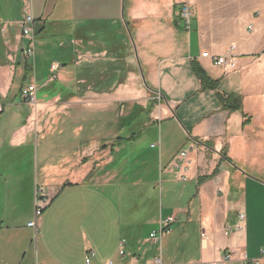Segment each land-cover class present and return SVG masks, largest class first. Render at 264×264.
<instances>
[{"label":"crops","instance_id":"1","mask_svg":"<svg viewBox=\"0 0 264 264\" xmlns=\"http://www.w3.org/2000/svg\"><path fill=\"white\" fill-rule=\"evenodd\" d=\"M262 1L215 2V13L209 15L201 4L194 9L191 0L190 28L185 29L177 14L179 0H0V116L7 104L13 108L4 119L5 130H0V170L8 162H22L25 154L30 170L27 182H0V264H85L90 250L94 252L90 264H107L109 259L115 264H152L155 257L161 264H239L243 254L260 255L264 247ZM25 9L34 18L32 60L21 53ZM233 45L232 69L201 56L202 52L223 55ZM52 51L62 63L50 59L48 73L53 70L54 79H42L40 69L38 87L34 64ZM28 64L32 70L24 82ZM195 67L216 81V88L203 87ZM32 83L57 94L37 100L35 93V102L30 103L19 90ZM12 90L16 93L7 101ZM150 92L159 102L145 123L158 128L148 151L138 149L133 155L131 146L121 157L125 142L113 150L87 147L83 139L67 142L71 152L64 164L75 170L77 181L42 185L32 181L38 147L53 144L55 130L61 134L72 125V138H79L88 112L94 114L92 124L111 126L119 104L149 106ZM219 94L240 96L241 109L224 107ZM116 136L105 135L100 144H110ZM137 139L126 143L133 145ZM181 150L188 153L184 182L173 170ZM102 151H107L105 156ZM133 159L139 169L130 174L125 167ZM215 170V175L198 182ZM156 174L168 184L165 207L163 187L156 190ZM177 181L181 184L175 188L171 183ZM37 188L47 199L38 216ZM170 215L175 218L171 230L179 224L183 236L195 226L194 253L177 257L171 238L166 248L163 238L160 244L150 239L159 221ZM33 220L35 228L27 225ZM120 239L126 242L123 258L118 255ZM226 253L232 259L224 260Z\"/></svg>","mask_w":264,"mask_h":264},{"label":"rangeland","instance_id":"2","mask_svg":"<svg viewBox=\"0 0 264 264\" xmlns=\"http://www.w3.org/2000/svg\"><path fill=\"white\" fill-rule=\"evenodd\" d=\"M225 3L227 5H230V0H193V8L197 9L198 8V4H201V9L203 11V13L205 14H209L212 15L213 13H215V11H213V3ZM260 11H261V15H264V0L261 2L260 5ZM225 12L223 11H218L217 13H223ZM238 12V11H237ZM193 13V12H192ZM50 59H54L55 61H59L60 62V57H58L54 51H52V53L49 54L48 58H44L43 62L41 61H36L35 62V66H34V71H35V80L36 83L39 85L38 87H41L40 84L42 82V79H47L49 81H52L54 78L51 77V74H53V70L50 71V73H48V65H50L49 60ZM52 60V61H54ZM40 69H43L44 74L43 76L40 78L39 74L38 76L36 75ZM56 76H58V72H56ZM32 77L34 76V74H31ZM30 76V75H29ZM30 79V78H28ZM32 79V78H31ZM32 81H34V79H32ZM20 79L16 81V83H19ZM27 82V81H25ZM38 89V88H37ZM16 91L12 90V92L9 94V97L7 99V101H9L10 99H12L13 94H15ZM57 94V91H53L48 87H44L42 89H38L36 92V97L37 100H45V99H52L55 97V95ZM150 95L153 96L151 98V100H149V106L147 105L146 107H142L136 104L131 105V103L128 104H119L117 107V114H118V118L121 117V115L131 111V110H135L136 111V117H134L131 120H128L126 122H124L123 125H120L119 119L115 122L112 121L111 126H105V125H99V123L97 124H92L93 123V119L91 118V116H93V113H86V123L84 126V133L79 135V138L73 139L71 135L72 134V128L70 125V127L64 131V133L61 134H57V130H55L53 132V134L51 135L52 137V141H54L53 144L44 146L43 147H38L36 156H34V167H33V171H32V181L33 182H37L38 185H42L45 182H75L77 181V173L75 172V170H68V165L64 164L65 163V159L68 158L69 153L71 152V145L70 144H66L67 142H74L77 140H87L86 146H95L98 145L100 146L102 143L101 137L105 136V135H115L116 133H118V135H121L124 133H131L132 131L137 133L138 135V139L133 143V145H130V143H126L124 144V146L126 147L123 151H122V155L121 157L126 156V154H128L129 152V148L132 149V147L134 148L133 150V155H138L139 151H137L138 149L141 150H145L148 151V149H150V143L153 141L151 139L152 134L157 133L158 128L156 129V127L152 128L149 127L148 125H146V121H147V116L149 114V112L151 111L152 107L157 104V102H159V97L157 96V94H155L154 92H150ZM16 98H20L18 95H16ZM140 108V110L138 109ZM143 108V109H141ZM149 110V112H148ZM13 111V108L11 106H9L8 104L5 106V110L4 112L1 114V118L3 123H1V129L2 131L5 130V124H4V119L6 120L7 118H9L8 116L11 115V112ZM148 112V113H147ZM134 121V124H133ZM132 124L134 125V127L132 126ZM145 124V125H144ZM144 125V126H143ZM133 127V130H131ZM108 137V136H107ZM132 146V147H131ZM137 148V149H136ZM186 149H189V146H185ZM34 150V147H33ZM152 150V149H151ZM35 153V151H34ZM107 153V151H102V155L105 156ZM28 156V154L24 155V158L21 161H15V162H8L5 164V166L1 167L0 170V182H27L26 179L29 175V163L25 160L26 157ZM70 156V155H69ZM128 156V155H127ZM129 157V156H128ZM130 158H131V154H130ZM25 160V161H24ZM133 161H137V160H132V161H128L127 166L125 168L128 169L129 173H135L136 171L134 170H138L139 169V165L138 163L136 165H134ZM155 177V176H154ZM156 180V190H158L159 192V188H162V194L164 195L162 198L163 200V207L166 206V187L168 186V184L166 182H160V177L156 174L155 177ZM184 182V181H181ZM181 182L177 181L175 183H171V185L175 186V188H178L181 184ZM38 189V188H37ZM171 197V196H170ZM169 199L170 200H174L173 197H171ZM37 203V202H36ZM45 208V207H44ZM43 208V209H44ZM42 209V210H43ZM41 210V211H42ZM189 229V232L187 233L186 236H183L182 234V227L181 225L177 224L174 225L173 229L167 233H164L163 235V247L166 248V240L168 238H171V242H173L172 245H174L175 251H173L174 255L177 257H182L184 256L186 253H194L196 246H198V236L196 234L195 231V226H192L191 229ZM180 250H179V248Z\"/></svg>","mask_w":264,"mask_h":264},{"label":"built area","instance_id":"3","mask_svg":"<svg viewBox=\"0 0 264 264\" xmlns=\"http://www.w3.org/2000/svg\"><path fill=\"white\" fill-rule=\"evenodd\" d=\"M178 5L179 7L177 14L181 18L184 28L189 29L192 18L191 0H179ZM20 24H21L20 35L24 41L22 42V47H21L22 56L25 57L26 59L32 60L35 54V32H34V18L30 13V11L26 9L24 10ZM248 29L251 30L252 26L250 25ZM233 49H234V45L231 46L229 50L223 55L213 56L208 52H202L201 56L211 58L213 63L216 65L224 66L225 68L232 69L235 67V56L232 52ZM53 69H56V66H54ZM36 89L37 87L33 83L24 86L21 90V97L30 103L35 102ZM187 154H188L187 150H181L175 156V161L173 163V170L175 172V175L179 180H183V181L187 180L188 178ZM46 205H47V199L45 197L44 190L42 188H38L35 215L38 216L41 213V210ZM240 217L242 218L243 216L240 215ZM174 219L175 218L173 215L161 219L159 221V227L149 234L150 239L153 242L160 244L164 233L171 231V224L174 222ZM27 225L35 228L36 221L35 220L30 221L28 222ZM202 235L204 236V232H202ZM125 244L126 242L124 239H120L118 242V255L120 258H123L124 256L127 255L125 251ZM93 255H94L93 251L90 250L87 252L85 258V264H90V259L92 258ZM130 256L134 261H137L138 259L137 256L135 255H130ZM230 259H232L231 253H226L224 255V260H230ZM239 261H240L239 264H264V247L260 249V255L258 257L248 258L245 254H243L239 259ZM107 264H115V262L112 259H109L107 261ZM118 264H131V263L119 262ZM152 264H161L160 258L159 257L153 258ZM202 264H213V263L207 262Z\"/></svg>","mask_w":264,"mask_h":264},{"label":"trees","instance_id":"4","mask_svg":"<svg viewBox=\"0 0 264 264\" xmlns=\"http://www.w3.org/2000/svg\"><path fill=\"white\" fill-rule=\"evenodd\" d=\"M31 70H32V66L30 64L26 65V69L24 71V75L22 76V81L25 82L28 79V76H29ZM195 72H196L197 76L199 77V79L201 80V83H202L203 87L216 88L217 82L211 80L205 74V72L202 69H200L198 67H195ZM22 86H21V88L19 90L20 96H21V90L23 88ZM219 99L222 102V104L224 105V107L228 108L229 110H239V109H241V97L238 96V95H235V94H230V95L219 94ZM123 104H125V103H123ZM138 109L140 110V108H138ZM141 109H143V108H141ZM148 112H149V110H148ZM134 117H136V111L135 110H131V111L121 115V117L117 118V120L119 119L120 125H123L124 122H126L128 120H131ZM137 136H138L137 133H135L133 131L128 136L118 135V136H116V138L110 144H101L100 147L104 149L107 146H109L113 150L116 146H119L123 142H128V141L134 140ZM222 155L226 159L230 160V158L227 157L225 153L222 152ZM215 174H216V170L209 176L199 177L198 182H202L205 179H207L209 177H212Z\"/></svg>","mask_w":264,"mask_h":264},{"label":"water","instance_id":"5","mask_svg":"<svg viewBox=\"0 0 264 264\" xmlns=\"http://www.w3.org/2000/svg\"><path fill=\"white\" fill-rule=\"evenodd\" d=\"M144 84H145V81H144Z\"/></svg>","mask_w":264,"mask_h":264}]
</instances>
